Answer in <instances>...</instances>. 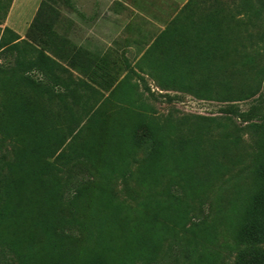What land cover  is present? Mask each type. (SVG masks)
I'll return each mask as SVG.
<instances>
[{"label": "rangeland", "instance_id": "rangeland-1", "mask_svg": "<svg viewBox=\"0 0 264 264\" xmlns=\"http://www.w3.org/2000/svg\"><path fill=\"white\" fill-rule=\"evenodd\" d=\"M188 1L0 0V28L13 30L23 45L40 10L41 25H49L48 55L55 63L49 82L65 88L66 104L55 96L47 100L29 95L36 115L47 119L49 132L66 136L85 128V138L105 141L118 161L128 157L135 174L106 180L88 162L48 169L46 162L24 157L27 146L21 153L20 143H0V195L5 196L7 184L14 187L13 200H2L0 264H53L55 249L48 233L58 225L70 235L65 248L75 264H236L244 246L228 226L240 217L242 205L247 207L246 199L254 189L249 184L252 171L264 163V18L253 31L254 40H262L255 47H250L243 27L225 20L224 31L214 39L224 53L221 66L211 67L213 83L221 85L213 94H202L198 90L212 84L205 80L207 71L193 50V16L202 11L180 16ZM209 41L213 47L214 41ZM39 51L40 46L31 43L26 57L34 60ZM99 54L105 55L101 63ZM248 55L263 68L262 73L251 70ZM237 70L240 75L235 77ZM94 73L99 74L97 81L92 80ZM232 82L235 93H227ZM199 117L215 118L227 126L225 131L215 129L205 144L223 169L203 190H191L185 198V223L193 231L183 235L172 230L177 206L158 209L157 231L170 230L172 235L158 242L151 261L137 257L132 262L129 257L143 255L147 248L130 235L138 210L151 200L164 205L180 194L178 180L168 173L164 176L170 162L161 167L157 190L147 192L138 184L143 166L150 162L151 146L130 147L132 131L138 124L158 121L172 124L177 136L189 138ZM93 118L97 123L90 126ZM71 140L68 136L62 148ZM18 158L26 162L24 168L23 161L22 167H16ZM27 165L47 167L44 181L28 178L24 183ZM74 184L85 193L73 213L68 188ZM143 221L151 227L150 219ZM145 231L140 228L138 241L147 242Z\"/></svg>", "mask_w": 264, "mask_h": 264}, {"label": "trees", "instance_id": "trees-1", "mask_svg": "<svg viewBox=\"0 0 264 264\" xmlns=\"http://www.w3.org/2000/svg\"><path fill=\"white\" fill-rule=\"evenodd\" d=\"M195 9L201 10L202 13L197 17L196 15L193 16L192 24L195 29L193 50L207 71L205 80L212 83L202 87L198 92L210 95L221 85V83H213L215 77L212 75L211 67L219 70V66H221L219 63L224 55L222 47L216 44L214 39H219L221 36L226 20L229 24L235 23L243 27L249 34L250 47L257 46V43L262 40H254L253 31L264 18V0H189L181 8L180 16L186 17ZM41 17H43V9L40 10L38 17L28 29L26 34L28 41L24 43L25 45L21 43V37L13 30L8 27L0 28V143L7 141L20 143L21 153L27 146L23 152L24 157L26 159L32 158L31 161L34 162H46L48 169L57 165L69 168L88 162L106 180H113L117 177L133 178L135 174L130 168L128 157L118 161L117 157L113 156V151L110 150L109 152V148H106L105 141L95 143L93 139L87 140L85 128L77 132L70 131L66 136H63L59 131L50 133L46 128L47 119L39 118L36 115L34 103L29 97L30 94L43 96L47 100H52V97L55 96L63 105L66 104L65 97L67 96L62 85L57 82L54 84L49 82V76L54 71L55 63L48 55L51 45L47 35L49 25H41ZM166 35L167 31L162 34L164 37ZM209 40L214 41L213 47H211ZM31 43L40 46L38 56L34 60L26 57L27 46H30ZM99 56L101 63L105 55L99 54ZM248 58L251 70L256 71L257 74L262 73L263 68L257 66L253 56L248 55ZM235 73L234 76L238 77L240 70ZM94 76L96 78L94 77L92 80L97 81L99 74L94 73ZM226 89L227 93H235V84L233 82L228 84ZM72 98L76 104V93H72ZM93 119L90 121V126L97 123L95 118ZM197 119L195 132L189 138L177 136L172 124H163L158 121L154 124H138L132 131L130 142L127 143L130 147H141L145 144L151 146L150 162L143 166L142 172L138 176V184L141 183L147 192L157 190L160 182L158 176L163 172L161 167L170 162V168L164 176L168 173L173 179L178 180L176 185L177 189L180 190V194H175L174 198L164 205L159 201L151 200L138 210L139 214L130 230V235L135 242H142L147 248L143 255L135 256V258L129 257L128 259L132 262L137 257L151 261L158 249L156 248L158 242H162L172 235L170 230H166L163 234L157 231L161 218L158 209H169L177 206L174 214L176 223L175 226H172V230L183 235L193 231V228H187L185 223L186 208L184 204L187 196L191 190H203L204 186L212 182L214 178L216 179L223 169V164L218 161L214 163L215 154L207 152L205 144L215 129L221 128V131H225L227 126H223L215 118L199 117ZM103 135L107 136L108 133ZM68 136H71L72 140L65 148H62ZM113 136H118V133L113 134ZM228 137L227 133L224 134V138ZM19 158L16 167H22L23 160H19ZM25 163L23 161V168ZM46 169H37L27 165L25 175L21 180L27 183L29 179L41 177V180L44 181ZM249 184H252L254 189L246 199L248 205L244 208L245 210L242 205L244 211L240 208V217H237L235 221L232 219L228 229L235 235L236 240L244 246L237 257L236 264H264V248L262 247L264 245V163L252 171ZM13 188L10 183L7 184L4 190L5 196L0 195V220H3L5 208L2 200L4 198L13 200ZM84 193L85 190L77 184L70 185L68 188V206L71 210L74 209L73 213L76 204L84 196ZM180 205L181 207H179ZM147 213H149L148 217H146ZM145 218L150 219L151 227L144 225L143 220ZM141 227L142 229L145 228V232H149L147 242L145 239L138 241ZM48 235V240L53 244L52 248L55 249L53 264H75V258H69L67 248H65L70 235L64 226H53ZM155 239H157L156 242ZM25 256L29 257V253Z\"/></svg>", "mask_w": 264, "mask_h": 264}]
</instances>
